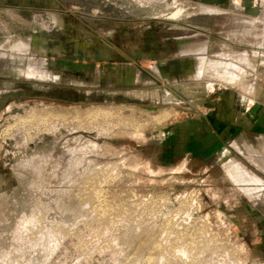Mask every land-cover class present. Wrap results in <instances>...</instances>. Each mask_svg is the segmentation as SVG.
Here are the masks:
<instances>
[{
  "label": "rangeland",
  "instance_id": "374dc122",
  "mask_svg": "<svg viewBox=\"0 0 264 264\" xmlns=\"http://www.w3.org/2000/svg\"><path fill=\"white\" fill-rule=\"evenodd\" d=\"M263 47L264 0H0V264H264Z\"/></svg>",
  "mask_w": 264,
  "mask_h": 264
},
{
  "label": "crops",
  "instance_id": "0c3cea01",
  "mask_svg": "<svg viewBox=\"0 0 264 264\" xmlns=\"http://www.w3.org/2000/svg\"><path fill=\"white\" fill-rule=\"evenodd\" d=\"M204 7H207V8H210V9H212L213 7H211V6H207V5H203ZM214 8L217 10H221V9H219V8H217V7H215L214 6ZM215 12H222V10L221 11H215ZM214 13V12H213ZM18 19H20V20H22L21 18H18ZM244 31V30H243ZM249 30L246 28L245 29V32H248ZM15 39H17V40H19V39H21V41L23 40L24 41V38L22 37H15ZM12 39H10L9 40V42L11 41ZM21 41L20 42H18V44H16L15 46H13V48H18L17 46H20L21 44H24V42L23 43H21ZM260 44H263L262 42H260ZM180 45V44H179ZM264 48V47H263ZM18 49H20V48H18ZM262 49V48H261ZM264 50V49H263ZM248 51V50H247ZM246 52V51H245ZM181 53V52H180ZM243 53V52H242ZM2 55H6V53H4V52H2L1 53ZM182 54V53H181ZM247 54H248V52H247ZM182 55H186V54H182ZM247 56V55H246ZM12 57L13 58H15L16 56L15 55H12ZM248 57V56H247ZM193 58H195V57H193ZM192 58V59H193ZM25 58L24 57H20V59H19V63H20V66L22 67V68H24L25 67V73L27 74V75H35V76H37L38 78H40V79H47L46 78V76H45V74H47L48 73V68H46V65H47V59H43L44 61H42V60H40V62H39V64L38 65H36L35 63H32V64H29L28 66L25 64V60H24ZM233 62H235V61H233ZM236 63V62H235ZM195 64H196V61H195ZM201 65V66H200ZM204 64H202V61L201 62H199V61H197V68L199 69V73L201 74L202 73V75L204 76V74H205V72H202V71H200V69H202V66H203ZM196 66V65H195ZM193 67V66H190V67H187V69L185 68V72H187V73H189L190 74V71L188 70V69H190V68H196V67ZM243 67V66H242ZM131 67L129 66H121L120 67V69H119V72H118V74H119V76H118V79H117V81H115V82H117V85L118 86H131V85H133L134 83H136L137 81H140V80H146V79H148V77L149 76H147V75H145V74H142L141 73V71H138V70H134V69H130ZM206 70V69H205ZM193 72V71H192ZM243 73H245V72H243ZM242 72H241V75L243 74ZM232 77H234L235 75H233L232 73H229ZM106 74L103 72V71H98V81H100V80H102V78L103 77H106L105 76ZM185 75V74H184ZM240 75V76H241ZM53 76H55V75H53ZM186 76V75H185ZM205 76L206 77H208L206 74H205ZM56 77V76H55ZM210 77H215V75H212V76H210ZM167 78H169L168 76H167ZM240 77H238L237 79H239ZM130 80H133L132 82L130 81ZM123 81H125V82H123ZM60 89H63V90H65V91H69L70 89H68V87H65V88H60Z\"/></svg>",
  "mask_w": 264,
  "mask_h": 264
},
{
  "label": "bare ground",
  "instance_id": "6f19581e",
  "mask_svg": "<svg viewBox=\"0 0 264 264\" xmlns=\"http://www.w3.org/2000/svg\"><path fill=\"white\" fill-rule=\"evenodd\" d=\"M204 10L205 11H210V8H204ZM203 46V45H202ZM220 50V49H219ZM227 51V50H226ZM219 53V52H218ZM223 55V54H222ZM226 55V54H225ZM227 55H229V54H227ZM232 57V56H231ZM213 62H214V60H212ZM217 61V60H216ZM224 64H225V62H224ZM224 64H221L220 62H219V64H216V63H213L211 66H209L208 68L206 67V70H205V68L202 70V69H200V71H202V72H205V74L208 76V77H210V76H212V75H215V76H217V77H223V78H228V79H230V80H234L235 79V77H232L228 72H227V69H225V68H223V66L222 65H224ZM228 68H229V66H228ZM229 70V69H228ZM95 112V111H94ZM92 114H93V112H92ZM98 117V116H97ZM87 125V124H86ZM10 127V126H9ZM8 127V128H9ZM6 131H8V130H6ZM25 166V165H24ZM18 168V167H17ZM19 169V168H18ZM18 169H17V171H18ZM20 169H21V167H20ZM20 169H19V171H20ZM23 170V169H22ZM21 172V171H20Z\"/></svg>",
  "mask_w": 264,
  "mask_h": 264
},
{
  "label": "water",
  "instance_id": "95a60500",
  "mask_svg": "<svg viewBox=\"0 0 264 264\" xmlns=\"http://www.w3.org/2000/svg\"><path fill=\"white\" fill-rule=\"evenodd\" d=\"M98 71H97V73H96V77H95V85H97L98 84ZM16 176H17V174H16Z\"/></svg>",
  "mask_w": 264,
  "mask_h": 264
}]
</instances>
